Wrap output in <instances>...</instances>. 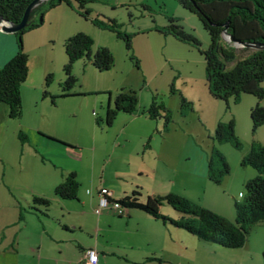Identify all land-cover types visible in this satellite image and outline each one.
<instances>
[{
	"label": "rangeland",
	"instance_id": "1",
	"mask_svg": "<svg viewBox=\"0 0 264 264\" xmlns=\"http://www.w3.org/2000/svg\"><path fill=\"white\" fill-rule=\"evenodd\" d=\"M97 6L101 7L104 16L89 15L86 19L74 10L75 14L71 12L52 17L51 20L48 19L45 26L39 28L42 29L39 39L43 42V46L35 43L38 36L31 43L34 51L30 55L28 64V81L23 86L30 90L28 93L25 91L23 117L21 120H13L9 118L8 114L5 117L3 115L0 117V208L4 204V210H7V202H14L15 199L17 202L22 201L26 204L22 197L32 196L31 192L34 190V186H41L42 180L53 183L55 177L57 178L63 173L66 174L67 170L71 168L70 166L74 165L67 150L50 141V138L54 137L53 134L62 138L68 136L70 140L80 143L86 150L91 149L96 140L98 145L108 144V148L96 156L87 150L89 165L84 167L85 169L78 176L81 184L79 198L84 196L91 199L93 196L87 194V190L93 191L95 196L98 195L97 190L101 191L99 188L104 182V171L105 178L110 182L113 180L111 184L118 190L119 188L123 190L125 184H131L133 181L131 177L111 179V173L113 174L114 171L112 165L106 161L108 160L106 156H108L109 150L114 149L113 136L122 129H127L128 135L135 136L134 144H138V139L147 138V126L157 122L159 126H162V120H149L146 115H142L140 118L132 117L139 113L142 114V111L149 107L153 94H157L162 101L170 106L173 95L171 86L174 83L178 90L186 89L188 84L197 86L201 81V84L205 85V60L194 43L181 42L172 36L160 33V30L168 25L169 18L175 17L186 32L201 42L202 49H208L210 36L196 14L184 10L176 0H123V5L117 7H104L101 4ZM95 19L106 23L111 19L116 20L120 25L119 29L123 33L131 35L132 50H127L125 42L118 39L115 33L94 24L93 20ZM78 21L79 28L84 30L83 33L94 39L93 54L98 48H108L114 56V66L109 71L99 72L90 62L76 63L73 73L78 82L71 90L72 96L64 98L62 97L61 84L65 81L64 66L67 63V56L64 46L55 42V37L62 25H73V28H76ZM27 35L29 34L27 33L23 37L24 44ZM30 35H34L33 32ZM51 35H53V39L48 41V36ZM235 49L241 57L254 50L251 48H246L245 51L242 50L243 48ZM132 56L134 60L131 59ZM136 61L139 62V68L135 64ZM46 71H48L47 74H45ZM49 74L54 76L48 91L51 96L55 97V103L51 97H43L46 89L45 79ZM262 86L264 88V83ZM42 87L43 89H41ZM108 87H113L114 90H120L122 87H131L137 90L140 98V111L135 115H120L114 122V126L107 130L104 124H102V128L96 125L94 112L105 118L110 95L104 94L102 90ZM32 90L36 93L40 92L41 99L34 100L31 94ZM117 92L114 93V96ZM177 96L179 97L178 93ZM242 97H247L245 101L253 99L258 101L257 98H252L253 96L243 95ZM260 103L263 106L264 99ZM111 104L113 105V102ZM230 105L231 115L228 113V118L234 117L232 114L233 101L230 102ZM239 109L240 106L237 108L238 119L235 122V131L243 149L239 151L231 144H224L226 146L223 147L230 149L229 152L225 150L224 154L222 147L216 144L230 164L229 181H233V183L239 159H243L249 151V146L245 144V140L250 138L249 122L247 124L246 121L245 124L243 117L241 119ZM176 112L175 109L174 118L179 117ZM250 127L252 130L251 123ZM20 131L28 136L29 145L21 146L18 138ZM105 141L108 143L105 144ZM23 150L24 154L22 155L21 151ZM37 152L39 153L36 154ZM93 155L96 159V166L90 165V158ZM41 157L45 158L47 162L43 163ZM117 160L118 158L115 156L114 161L117 162ZM217 161L216 159V163ZM218 163L215 165V169L221 168ZM93 173L94 180L92 181ZM134 176L136 179H143L138 178L139 174H134ZM224 189L225 186L222 187V190ZM121 190L120 193L114 194L116 199L122 197L123 191ZM242 192H244V187ZM65 203L70 205L73 210L80 208L77 202ZM211 204L220 206L223 204V198L219 196L217 200H212ZM56 205H53L52 209L54 212L57 208L55 215L61 222L56 221L59 226L65 221L70 222L78 217L76 214L70 216L62 213L63 205H57V207ZM95 209L91 208L88 213L84 231L92 234L93 241L97 235H100L105 242H112L108 248L100 249L104 250L107 256L114 254L108 260L109 264H125L127 260L130 262L128 264H264V223L253 228L248 242L243 248L226 249L216 244L200 241L195 236L174 228L170 224L164 226L162 222L153 221L138 211H135V215L130 219L120 218L119 215L123 213L116 212V214L113 211H108L116 219H103L101 228H99ZM161 211L163 215L172 219L180 218V215L169 206H164ZM6 215L9 216L8 213ZM76 234L81 236V233L76 232ZM30 253L24 255L26 261L33 260ZM148 259L150 260L148 261Z\"/></svg>",
	"mask_w": 264,
	"mask_h": 264
},
{
	"label": "trees",
	"instance_id": "2",
	"mask_svg": "<svg viewBox=\"0 0 264 264\" xmlns=\"http://www.w3.org/2000/svg\"><path fill=\"white\" fill-rule=\"evenodd\" d=\"M35 0H0V15L8 22L19 24L27 8ZM97 0H47L35 7L28 20V25L15 34L17 53L0 69V103L9 108L11 119H21L23 115L22 86L29 76V55L25 51L23 37L46 22L47 14L61 5L69 6L78 11L82 17L88 19L90 6ZM184 9L196 14L210 36L208 49H202L201 42L192 34L186 32L179 20L170 17L168 25L160 30L163 35L175 39L194 43L204 57L206 69L205 79L209 94L215 100L226 105V114L231 115L230 102L239 104L242 96L257 98V104L250 110L252 124V144L248 153L242 159V166L255 170L256 176L244 184L243 198L234 202V218L229 219L213 210L205 208L194 201L178 194L165 196H148L146 202H141V190L133 191L120 200H113L123 209H134L143 212L152 219L170 224L174 228L184 230L198 240L216 244L226 249L243 248L248 242L253 228L264 223V143L255 140L256 133L264 125V49L253 50L250 54L241 57L237 50L223 39V32L227 28L233 38L248 43L264 44V0H176ZM38 17V18H37ZM93 23L112 31L117 38L125 42L127 50H132L131 35L123 33L116 20L108 23L93 20ZM227 26V27H226ZM67 63L64 66L65 81L61 84L62 97L72 96L71 90L78 82L73 73V67L80 61L90 62L99 72L109 71L114 66V56L108 48H98L93 54L94 39L83 32L66 39L63 43ZM242 50H246L243 48ZM134 60V57H131ZM139 68V62H135ZM53 74L47 75L44 98L51 97L48 88L53 82ZM171 93L179 95L181 116L193 110L189 102L175 86H171ZM111 101L106 107L105 118L98 114L95 118L98 127L109 128L119 114L135 115L140 111L139 92L131 87H122L114 96L111 92ZM113 102V105L111 104ZM150 120H162V133L169 131L173 124V112L167 107L157 94L152 95L149 107L142 111ZM159 131V133H161ZM22 143L27 142V136L20 132ZM217 145L231 144L241 151L240 142L235 131V120L220 121L212 138ZM150 146V142L146 147ZM216 159L221 168L215 169ZM215 160V161H214ZM231 168L226 157L215 145L212 150V159L209 162V180L215 185H221L223 178L229 175ZM80 183L76 173L68 174L56 187L55 195L64 200L78 199ZM34 205L49 207L51 202L45 197L35 196ZM164 206L174 209L180 218L172 219L161 213ZM264 258V253H263Z\"/></svg>",
	"mask_w": 264,
	"mask_h": 264
},
{
	"label": "crops",
	"instance_id": "3",
	"mask_svg": "<svg viewBox=\"0 0 264 264\" xmlns=\"http://www.w3.org/2000/svg\"><path fill=\"white\" fill-rule=\"evenodd\" d=\"M99 4L104 7H117L123 5V0H97L89 7L91 16H104L103 10L100 9L101 7L97 6ZM75 11L73 8L66 5L58 6L47 14L46 22L48 19L51 20L52 17H57L58 15L71 12L75 14ZM76 26L78 27L73 28V25H62V28L59 29L58 34H56L55 42H59L63 45L66 39L72 37L76 33L84 32L83 29L79 28V21L76 22ZM39 31H32L34 35H30L32 32L28 33L27 39L24 40L25 51L29 54V58L32 51H34L31 43L37 36L38 38L35 43H39V45L43 46V42L39 39L42 29H39ZM50 39H53V35L48 36V41ZM17 50L18 47L15 34L4 33L0 30V69L17 53ZM47 73L48 71L45 72V74ZM27 81L28 79L26 82ZM201 82L197 86L188 84L186 89H180L184 97L192 103L193 107V110L188 112L186 116L183 117L179 113L180 99L177 95H172L170 106L166 104L173 112V124L169 127V131L164 133L161 132L163 122L162 126H159L158 122L153 124L150 121L153 125L147 126V138L138 139V144H134L135 136L128 135L127 129H122L113 136L114 149L112 151L109 150L107 153L108 156H106L108 159L106 161L112 165L114 171L113 174L111 173V179L114 177L118 179L131 177L133 181L131 184H125L123 190L120 188L118 190L116 186H113L111 184L113 180L110 179L111 182L108 181L105 178L104 171V182H102V186L99 188L101 191L99 192V190H97V196L94 195L93 191L87 190V194L93 196L91 199L84 196L81 198L78 196L76 200H64L57 197L54 188H56L70 173H76L78 178L81 171L85 169L84 167L89 165V159L86 153L87 150H90L91 153L96 156V154L108 148V142L106 143L105 141L107 145H98L96 140L91 149L86 150L80 143L70 140L68 136L62 138L57 134H53L55 138H50V141L65 148L70 159L73 160L72 162L74 165L70 166L71 168L67 170L66 174L63 173L59 175V177H55L53 183L42 180V182H40L41 186H34V190L31 192L32 196L25 195L22 197L26 204L22 201L17 202L13 197L16 201L7 202V210H4V204L3 207L0 208V264H81L82 255L90 248H95L98 251V264H109L108 260L113 257L114 254L112 253L107 256V253L100 249H104L105 247L108 248L112 245V242H105L100 235H97L95 241H93V239H91L92 234L88 231H86L87 233L84 231V224L87 221L88 213L91 208L95 209V207H97L98 199L103 191L110 192L113 200H120L138 189L139 191L141 190L142 193L140 198L141 202H144L148 196L178 194L229 219H233L234 202L242 200L243 185L246 181L255 178L256 172L254 169H249L251 167L242 166V159H239L234 183L233 181H229L230 174L223 178L224 182L222 181L219 186L209 180V162L212 159L213 147L216 145L212 139V135L220 121L227 122L230 118L227 117L228 114H226L225 103L213 99L209 94L206 86V79L205 85H202ZM23 86L22 100L25 101V91L28 93L30 89H25ZM41 89H43V87ZM102 91L104 94H108L109 92L114 94L118 90H114L113 87H108ZM31 94L34 100L41 99L40 92L36 93V91L32 90ZM246 98L247 97H242L241 101H244H242L240 105L234 104L232 114L236 122L238 119L237 108L240 106L238 112H240L241 119L243 117L245 124L246 121L247 124L249 122L250 138L249 140H245V144L250 148L253 137L249 114L250 110L257 104V101L256 99L245 101ZM175 109L179 116L178 118H174ZM246 111L248 112L247 115ZM94 113L96 117L97 113ZM7 114L9 115V108L0 103V117L1 115L5 117ZM120 115L122 114H119L118 117ZM141 116L142 114L139 113V115L132 117L140 118ZM114 124L115 123L107 128V130L111 129ZM159 131L161 133H159ZM20 132L24 134L23 131ZM244 134L246 135L245 130ZM49 135L52 136V134ZM255 140L264 143V126L258 129ZM19 142L22 147L30 144L28 136L27 142L22 143L20 138ZM148 142H150V146L146 147ZM219 146L222 147L223 153L225 150L228 152L230 150L227 147H223L226 146L224 144ZM38 153L39 152L36 154ZM21 154H24V150L21 151ZM94 155L90 158V165L96 166ZM115 156L118 158L117 162L114 161ZM41 161L43 163L47 162L45 158L42 157ZM77 162L78 164H76ZM134 174H139L138 178L143 179H136ZM91 180H94V173L92 174ZM87 184L88 182L86 185ZM223 186H225L224 190H222ZM120 190L123 191V195L121 198L116 199L114 194L120 193ZM35 196L47 198L51 202L50 206L44 207L34 205L33 198ZM219 196L223 198V204L220 206L211 204V201L217 200ZM72 201L77 202L80 208L73 210L70 205H66L65 203ZM55 204L60 206L63 205V209L61 210L62 213L69 214L70 216L76 214L78 217L70 222L65 221L63 222L64 224L62 223L59 226L56 221L60 222V220L58 216L55 215L57 208H55L54 212L52 209V206ZM108 211L113 210H106L100 215L96 214L98 216L97 226L99 228H101L104 221L103 219H116V217L109 214ZM135 211L142 213L153 221H157L143 212L134 209L125 210L119 217H127L130 219L135 215ZM113 212L116 213V211ZM6 213H8L9 216H7ZM163 225L167 226L168 224ZM76 232L81 233V236H78ZM28 252H31L30 257H32V261L25 260L24 255ZM149 260L150 259H148V261ZM128 263H130L128 260L125 261V264Z\"/></svg>",
	"mask_w": 264,
	"mask_h": 264
},
{
	"label": "water",
	"instance_id": "4",
	"mask_svg": "<svg viewBox=\"0 0 264 264\" xmlns=\"http://www.w3.org/2000/svg\"><path fill=\"white\" fill-rule=\"evenodd\" d=\"M47 0H35L26 10L25 15L22 19V21L19 24H13L11 22L6 21L5 19H3V17H1L0 15V30L4 33H16L17 31L24 29L27 25H28V20H29V16L32 12V10L38 6L39 4L45 2ZM227 27V26H226ZM223 39L229 43L232 47L234 48H251L254 50L257 49H264V44H257V43H248V42H242L239 41L235 38H233V36H231L228 33L227 28H225L224 32H223Z\"/></svg>",
	"mask_w": 264,
	"mask_h": 264
},
{
	"label": "built area",
	"instance_id": "5",
	"mask_svg": "<svg viewBox=\"0 0 264 264\" xmlns=\"http://www.w3.org/2000/svg\"><path fill=\"white\" fill-rule=\"evenodd\" d=\"M113 209L123 213L122 207L118 203H111L104 192V195L99 199L98 206L95 209L97 215L101 214L104 210ZM99 254L96 249H88L81 258V264H98Z\"/></svg>",
	"mask_w": 264,
	"mask_h": 264
},
{
	"label": "clouds",
	"instance_id": "6",
	"mask_svg": "<svg viewBox=\"0 0 264 264\" xmlns=\"http://www.w3.org/2000/svg\"><path fill=\"white\" fill-rule=\"evenodd\" d=\"M40 5V4H39ZM37 7V6H36ZM110 102V101H109ZM90 192V191H89ZM104 192H106V195L108 196V199H109V201L112 203V201H111V194H110V192H107V191H103L101 194H100V197H99V199L104 195ZM98 202H99V200H98ZM98 206V205H97ZM122 207V206H121ZM97 208V207H96ZM123 209V208H122ZM107 210H113V209H111V208H109V209H107ZM125 210H127V209H123V212L125 211ZM113 211H115V210H113ZM116 212H118V211H116ZM100 215V214H99ZM90 249H95V248H90ZM88 250V249H87ZM86 250V251H87ZM85 251V252H86ZM84 252V253H85ZM98 252V251H97ZM99 254V253H98ZM84 255V254H83ZM83 255H82V257H83ZM99 262V261H98Z\"/></svg>",
	"mask_w": 264,
	"mask_h": 264
}]
</instances>
